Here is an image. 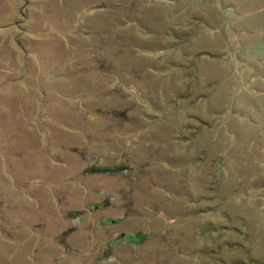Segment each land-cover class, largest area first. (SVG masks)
<instances>
[{
    "label": "rangeland",
    "instance_id": "374dc122",
    "mask_svg": "<svg viewBox=\"0 0 264 264\" xmlns=\"http://www.w3.org/2000/svg\"><path fill=\"white\" fill-rule=\"evenodd\" d=\"M264 264V0H0V264Z\"/></svg>",
    "mask_w": 264,
    "mask_h": 264
},
{
    "label": "trees",
    "instance_id": "16d2710c",
    "mask_svg": "<svg viewBox=\"0 0 264 264\" xmlns=\"http://www.w3.org/2000/svg\"><path fill=\"white\" fill-rule=\"evenodd\" d=\"M252 260H253L252 262H253L254 264H261V262L258 261V260H256V259L254 260V259L252 258ZM242 264H250V263H243V262H242Z\"/></svg>",
    "mask_w": 264,
    "mask_h": 264
}]
</instances>
